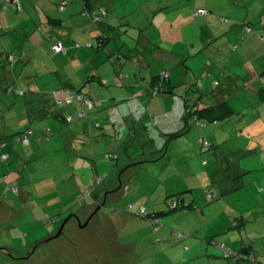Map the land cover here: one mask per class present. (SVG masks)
<instances>
[{
  "label": "rangeland",
  "instance_id": "1",
  "mask_svg": "<svg viewBox=\"0 0 264 264\" xmlns=\"http://www.w3.org/2000/svg\"><path fill=\"white\" fill-rule=\"evenodd\" d=\"M10 1L0 0V8ZM112 1L109 15L114 26L128 25L131 20L138 26L134 37L140 38V27L149 25L147 34L159 46L149 49L151 59L154 55L155 69L162 67L160 58L168 56L167 51H170L168 58L173 68L169 75L173 76L174 82L180 80L177 91L171 95L173 100L192 97L189 100L193 103V97L206 93L209 100L218 86L219 89L230 87L227 86L229 77L238 80L232 90L237 91L238 86L247 85V94L230 99L235 113L226 120L216 124L201 122L190 131H179L181 135L172 139L177 146L169 148L165 146L168 141L160 140L165 148L159 160L152 158L156 149L138 137L125 141V144L119 141V148H111V144L118 141H113L115 133L110 131L114 132V126L109 125L108 117L107 142L88 145L81 153L79 146H70L61 132L65 125L55 118L48 119L49 123L56 122L61 126L54 130L45 121L28 122L27 117L32 116L30 112L27 114L28 106H32L34 111L44 107L48 111L52 107L58 108L53 94L59 83L65 80L73 83L75 80L79 85L89 74L96 73L102 76L104 85L100 87L97 82L92 84L90 81L95 96L132 97L134 88L122 86L134 87L127 77L134 65L126 66V63L132 64L129 59L132 52L124 47L123 56L115 54L108 60L104 55L95 57L93 49L84 46L94 44L97 47V41L81 38L74 44L73 56L69 57L75 76H70L68 68H62L59 70L60 80L55 79L49 87L43 86L42 79L50 80L54 69L50 65L52 63L42 56L43 50L52 47L54 39L43 24L56 0L35 4L34 14L25 25L21 22L24 15H30L27 11L29 4L22 3V12L7 10L2 13L1 21L6 24L7 31L1 38L6 53H14L16 60L13 66L9 64V70L14 73L16 69V82L26 95L0 96V128L7 130L10 136L4 149L10 158L1 161L0 155V248L11 251V255L0 251V264L231 262V259L224 258V252L215 245L216 242L234 252L248 246L252 255L247 254V263L264 264V87L256 85V93L250 88L256 81L258 70L255 68L264 65V30L255 31L257 38L249 35L241 38L238 48L232 46L226 52L220 49L223 48L225 34L229 35L232 28L230 35L236 31L234 25L237 21L242 22L241 19L245 18L255 24L264 22V0H213L217 7L214 12L198 16L180 15L181 21L174 22L169 40L162 26V18L165 17H156L155 14L164 8V2L172 4L175 0H123L128 1L125 4L122 0H115L113 4ZM168 13L166 17L170 18L165 20L168 23L176 21L174 17L181 14L178 11ZM132 38L128 36V40ZM244 40H247V56L241 57L245 53L242 48ZM117 60H123V68L115 66ZM214 65L221 68L211 73ZM253 73L254 77L251 76ZM249 77L253 80L243 83ZM164 79L169 77L166 75ZM38 87L42 88L36 91ZM150 98L148 95L142 98V106L135 98L119 102L114 107L113 111L119 112L114 121L121 124V130H127L126 135L138 124L149 130L141 129L140 134L154 137L160 135V127L172 130L177 122L185 124L180 117L188 113L187 107L183 106L181 111L173 107L175 102L172 100L166 104V110H160L164 113L159 115L157 126L154 125L147 108ZM136 109H141L140 112H145L147 117L142 120ZM157 112L154 107L152 113ZM185 117L192 119L191 116ZM39 125L46 130L43 133L49 140L44 135H41L42 142L34 139L32 146L36 151L24 167L25 154L22 152L30 147L16 143L11 136L25 133L29 126L36 132ZM95 132L97 135L106 133L102 129ZM117 137L123 138L124 134ZM203 141L210 142L212 147L204 146ZM167 147L169 151L165 155ZM93 150L95 156L90 152ZM110 155L112 157H108ZM94 166H97V171ZM104 176L101 183H96L98 177ZM90 189H93L91 194L88 193ZM222 191L228 194L222 195ZM98 192L101 200L95 204ZM209 195L216 198L210 202ZM155 214L159 221L154 218ZM71 215H76L82 224L94 217L88 226L80 228L74 224ZM47 217H55L57 221L46 227ZM67 220L69 226L59 238L40 247L29 260L20 259L37 244L55 236L57 229Z\"/></svg>",
  "mask_w": 264,
  "mask_h": 264
},
{
  "label": "crops",
  "instance_id": "2",
  "mask_svg": "<svg viewBox=\"0 0 264 264\" xmlns=\"http://www.w3.org/2000/svg\"><path fill=\"white\" fill-rule=\"evenodd\" d=\"M13 1V0H12ZM10 1V2H12ZM21 3H26L29 4L28 7L29 9L27 10L28 13L30 14L29 17L27 15H24L22 18V25H25V23L27 24V22L30 20L31 16H33V10H34V5L39 4V5H43V1L44 0H20ZM66 1L68 3V0H56V4L55 7L51 8V12L50 15H48L46 17L47 21L43 24L45 27L48 28V31H50V34L54 35V39H52V47L51 48H47L46 50L42 51V56L43 58H47L49 63L51 62L52 64H50L54 69L52 72V76L50 78V80H46V79H42V83L43 86H48L53 83L55 81V79H61L59 77V70H61L62 68H68L69 71H71L70 76H75L74 73H72L74 70L72 68V66H70V56H73V48H75L74 44L77 42V40L81 39V38H89L90 40L94 41L96 40L98 45L97 47H94V44L92 45L91 49H93V56L95 57H102V55L105 56V59H111V57L115 54H119L124 52L123 48L126 47L128 49V51H131L132 54L129 56V59L131 60L132 64H127L131 66L134 65V67L129 70L128 72V78L129 81L132 82V84H134V87H129L127 85H122L125 86L129 89H132V97L127 98V99H121L119 97H117L116 95H110L108 97L106 96H95L93 94V82H97V84L102 87L104 85V81L102 80V76L99 75L98 73L96 74H89L86 79H82L81 83L78 85L75 84V80L70 81V80H65L62 81L61 83H59L56 86V90L59 87H69L72 88L73 90L76 91H81L82 93H84L87 97L91 98L92 100H94L96 102V106L94 108V110L89 111L87 113H89L87 115L86 118L84 119H80L78 118V114L80 112L83 111L84 109V104L82 102H74L73 104L70 105H66V106H61V107H52L49 111L46 109V107H44L43 109H38L37 111H34V109L32 108V106H28V112L25 109V112H27V114L30 112L32 113V116L29 115L28 122H42L45 121V123L48 124V126L51 127L52 130L54 129H59L61 126H58V124L56 125V122L54 123H49L48 119L49 118H55L56 120L60 121L61 123H63L65 126L63 127V129L61 130V132H63L65 134V138L67 139L68 143H70V146L73 147H80V152L83 153V148H87L88 145H92L94 143L99 144L100 142L104 141L107 142L108 139V131H107V126L109 125H113L114 126V132L111 129L110 133L113 134L115 133V135H113V141H118L117 142H113L111 144V148H119L121 146V144H119V141L122 142V144H125L126 142H130L133 141V139L135 137L141 138L143 140H146V142H149V147L151 148H155L156 151L153 152L152 154V158H155L153 160H159L162 158V155L164 154L163 152H161L162 150H164L163 148L165 147L164 145L160 144V140H167V136H171L172 134H176L179 131L180 132H184L185 130L190 131L192 130V128L194 127V125L196 124V118L194 116H191V118L195 119L194 121L191 119H188L187 123H183V122H177V126L175 127V129L172 128V130H167V128L165 129L164 127H160L159 130L160 135L158 137H154L150 134H148L147 136H144L142 133L140 134V130L143 129L146 132H149V130L146 128V126H143V128L138 124L134 127V129L132 130V128H130V130L128 131L127 135L125 132L121 130L119 127L121 126V124L115 123L114 121V116H117L119 112L117 111H113L115 110V106L117 105V103L119 102H123V101H127L130 99H137V101L140 102V105L143 103H141V99L150 96L149 92L151 89V85L154 84V79L157 75L160 74L161 71L167 69L168 71L171 70L173 68H171V60L168 58V56L170 57V51L168 52V56L167 55H163L160 62H162V67L155 69V59H154V55H152V59L150 58L151 55L149 54L150 52V47L153 46L154 49L156 47H159L157 45H155L154 40H152L149 35L147 34V29L149 27V25L146 26H141L140 27V34L139 36H141L140 38L138 37H134L136 36V34L134 33L138 26L135 23H131V20H129L128 25H122V26H118L117 24H115L116 26L113 25V22L110 21V15H109V4L111 3V0H69V3L67 4L66 8L63 10L59 9V5L61 2ZM123 1V0H122ZM131 1V0H130ZM188 0H175V3L171 2H164L162 4V7H164L163 9H161L159 12H156L155 16L156 17H165L162 18L163 20V28L165 30L164 35H166L167 40L170 39L171 37V28L175 26L174 22L177 21H181L180 15L181 16H191V15H195V12L197 10H202V9H206L208 10V12H214V10L217 9L216 5L213 3V0H195L194 3H187ZM261 1V0H260ZM258 1V2H260ZM9 2V4H10ZM116 2L115 0L112 1V4ZM257 2V1H256ZM123 4L128 3V1H123ZM23 5V4H22ZM24 8V7H23ZM133 8V6L131 7ZM7 10H14L13 8H8L5 10H1L0 12V84L2 86H9V85H14L15 88L19 89V90H24L23 87H21V85L17 84V79L15 77V71L16 69H14V73L12 71L9 70V64L13 66V64L16 63L15 60V54L14 53H6V48L4 47V42L2 40V35L7 31L6 30V24L2 23L1 21V15L2 13H6ZM86 11V16H84L83 13H85ZM170 11H178L181 14L178 15V17H174V19H177L176 21L171 20V23H168V21H165L166 19L170 18V17H166L167 14H169L168 12ZM17 12V11H16ZM22 12V11H20ZM105 14V15H104ZM97 17H101L103 19V22H96L94 20V18ZM205 17V16H204ZM208 17V16H207ZM206 17V18H207ZM197 20H199V18H197ZM242 22H236L237 24L234 25L236 26V31L234 32L233 35V28H232V32L228 35L225 34L226 37L224 38L223 44L221 46H223L222 49L223 52H226L229 50L230 47L235 46L238 48V41H242L241 38H245V36L249 35V37L251 38H257L256 37V33L255 31H259L261 32V29L264 30V22H262V24H255L252 21H247L245 18L241 19ZM165 21V22H164ZM221 22V21H220ZM244 23H247V25H251V27L253 28V31L251 33H245L244 31ZM137 26V27H136ZM233 26V27H234ZM125 27V30L122 29ZM37 32V31H36ZM35 32V33H36ZM257 34H259L257 32ZM49 35V34H48ZM100 35H105L107 38H105V41L103 43V45L101 46L100 43L98 42V38ZM128 36L133 37L132 40L129 39L128 40ZM262 37V34H261ZM135 39V40H134ZM131 41H137L136 43H132ZM259 41V40H258ZM246 42L244 40V43L242 44V48L244 50V54L241 55V57L247 56V46H246ZM56 44H62L63 47L66 49L65 52H61L59 54L54 53L53 51V46H55ZM136 44L138 47H136ZM163 46V45H161ZM79 49L81 46H76ZM86 47V46H84ZM94 47V48H93ZM87 48V47H86ZM85 48V49H86ZM90 49V48H88ZM166 51V50H165ZM105 53V54H104ZM75 54V53H74ZM129 54V53H128ZM79 55V54H78ZM12 57L13 61L9 62L7 61L9 57ZM172 57V55H171ZM89 60V59H88ZM7 61V62H6ZM105 61V60H104ZM110 61V60H109ZM123 60H117L115 63L116 67H120L123 68L124 64L122 63ZM125 63V62H124ZM226 68V63L224 64ZM44 66V65H43ZM13 68V67H12ZM43 68H46L45 66ZM76 68V66H74V69ZM221 68L219 65H214L211 70V73H215L217 69ZM145 69H148L146 72L144 71ZM255 76V80L251 83V89L254 90L253 93H256L258 90L256 88V85H259L260 88L264 87V65L260 66ZM254 70V71H255ZM262 72V75L259 76V74ZM209 73V74H211ZM117 74V73H116ZM69 76V77H70ZM254 77V73L251 75ZM247 80H253L252 77L247 78L245 81L243 80V83L246 82ZM90 81L92 82V84L90 83ZM235 81L237 82L238 80H236V78L234 77H229L228 79V85L230 86L227 89H219L218 88L215 91H212L213 95L211 97H209V100H207L208 98V94L206 93V95L204 94H200V96H195L193 97L194 102L190 103V100L192 97H186V98H174L173 100V96H171L172 94H174L177 91V87L180 85V80L177 82L173 81V76H169V81H167V83H164V88L166 91H172V93L170 94H166V95H161L159 97H151L150 98V102L147 106L148 110H149V114L151 115V118L153 119L154 125H156L157 119L159 118V115L164 113L161 112L160 110L164 111L166 104H168L169 102H175L173 104V107L178 108L179 110L182 111L183 106L187 107V106H191V107H195V110L197 109H204L207 107L213 108L214 112H213V116L216 117H223V118H228V115L234 114L235 113V109L230 101V99L232 97H236V96H242L244 94H247V85H243V86H238L237 91L232 90ZM131 84V85H132ZM78 86V87H77ZM133 86V85H132ZM42 87H38L36 88V91H39V89H41ZM52 89V88H50ZM55 89L53 90V92L55 91ZM41 95V92H39ZM53 94V93H52ZM4 94H0V96H2ZM26 95V93L24 94V96ZM21 96V97H24ZM53 96L55 97V100L57 98L58 95H55V92L53 94ZM20 97V96H19ZM161 97V98H160ZM109 98L111 101H109ZM115 101V102H112ZM137 101L135 103H137ZM26 105V104H25ZM145 105V104H143ZM142 106V105H141ZM154 107L157 108V110L159 112L157 113H152L154 110ZM110 108V109H109ZM133 110V109H132ZM139 112L141 111V109H136ZM108 113H107V112ZM38 112V113H36ZM86 113V114H87ZM130 116V114H128ZM140 116V118H143L142 120H144L145 117H147L145 115V112H140V114L138 115ZM185 116L183 115L180 117V120L185 121ZM245 118L247 117V114L244 115ZM68 117H73L75 118V120H73L72 122L68 123L66 122V118ZM107 117L110 119V124L107 125L106 124V120ZM131 117V116H130ZM100 122V123H99ZM188 124V126L186 125ZM125 125V124H124ZM157 126V125H156ZM111 128V126H110ZM186 128V129H185ZM188 128V129H187ZM50 129V130H51ZM96 129H102L105 130L106 133L104 134H99L97 135L95 130ZM158 129V127H157ZM185 129V130H184ZM28 130H32L33 131V135L30 139V143L29 144H25L23 142H18V143H23V145H28L31 149H27L24 153L25 155L23 156L25 159L24 167L28 165L30 159H31V154L35 153L36 148L33 147L32 142H34L35 140H38L39 142H42V138L41 135H44L46 138L47 135L46 133H43L44 131H46L42 125H39L37 128V133L29 126L25 129V131ZM24 131V132H25ZM164 131V132H163ZM39 132H41L39 134ZM53 132V131H52ZM124 134L123 138L118 139V134ZM8 131L2 128H0V155H1V161H6L7 159L10 158L9 154H5L4 153V149H5V145L8 143V140L10 139V136L8 135ZM16 134V133H15ZM15 134H13V136H15ZM13 136H11V138L14 140ZM22 136V135H20ZM49 140V138L47 139ZM15 141V140H14ZM124 141V142H123ZM182 141V140H181ZM16 142V141H15ZM17 143V142H16ZM180 145V143H178ZM166 146L173 147V146H177V143L175 142V140H172L170 143H168ZM27 147V146H26ZM167 147V148H168ZM169 148L166 150L165 155L168 153ZM29 152H31L29 154ZM94 156H95V152L90 151ZM20 153V154H22ZM77 157L81 158L80 156L77 155V153H75ZM92 155V156H93ZM95 167V171H97V166ZM2 168V162H0V169ZM103 190V189H102ZM107 190V189H106ZM222 195L228 194V192L226 191H222L221 192ZM99 195H95L96 197H98L95 201V204L99 201V197H100V192H98ZM101 200V199H100ZM49 227V226H46ZM247 247V246H246ZM246 247L241 248L240 251H242L243 249H245ZM247 254L252 255L251 251L248 249L247 247ZM246 254V253H243ZM201 258V257H200ZM200 258H198L197 260H199ZM253 258V257H252ZM205 259V257H204ZM210 259V257H209ZM226 259V258H225ZM255 259V258H254ZM253 259V260H254ZM230 260V259H227ZM232 261H227L225 263H221V264H248L247 263V255H244V259H240L238 261L231 259ZM256 260V259H255ZM254 260V261H255Z\"/></svg>",
  "mask_w": 264,
  "mask_h": 264
},
{
  "label": "trees",
  "instance_id": "3",
  "mask_svg": "<svg viewBox=\"0 0 264 264\" xmlns=\"http://www.w3.org/2000/svg\"><path fill=\"white\" fill-rule=\"evenodd\" d=\"M15 1L16 0H13L12 2H10V4H6V5H3V7H1L0 8V12H1V9H3V10H5L4 9V7H6V9H8V8H13L15 11H17V12H20V11H22V9H23V5H22V3H21V1H20V3H21V5H22V7H21V10H18V9H16V8H14L13 6H14V4H15ZM63 2H65L66 3V6H67V2L66 1H63ZM63 2H61L60 3V5L63 3ZM60 5H59V7H60ZM66 8V7H65ZM64 8V9H65ZM202 10H206V9H202ZM198 11V10H197ZM197 11L195 12V15H196V13H197ZM208 11V10H207ZM84 14V16H86L87 14H86V11H85V13H83ZM105 15V14H104ZM94 20L96 21V22H103V19L101 18V17H97V18H94ZM244 31H245V33L247 34V33H251L252 31H253V28L251 27V25H247V23H244ZM105 38H107L105 35H100L99 36V38H98V42L100 43V45L102 46L103 45V43H104V41H105ZM243 38V37H242ZM88 45V44H87ZM87 45H86V47H87ZM54 47V46H53ZM92 47V44H91V46L90 47H87V48H91ZM53 49V48H52ZM65 52V51H64ZM121 56H123L122 55V53H119ZM7 61H9V62H12L13 61V59H12V61H10L9 60V58H8V60ZM1 68V67H0ZM164 71H166V70H163L162 72H164ZM162 72H160V74H162ZM168 72V75H169V71H167ZM157 75L156 77H155V81H154V84L153 85H151V89H150V92H149V94H150V96L151 97H159V96H161V95H164V94H170V93H172V91H166L165 90V88H164V83H167V81H169V79H167V80H165V79H163V77H162V75ZM170 76V75H169ZM215 86H218V82H215ZM11 89V91H9ZM67 89H70V90H72V91H74V92H76V93H79V94H81V95H83L86 99H88V100H90L91 102H92V104H93V106L91 107V108H89V107H85V105H84V109H83V113H84V117H82V118H80V119H84V118H86L87 117V115L89 114V113H87V112H89V111H92V110H94V108H95V106H96V102L94 101V100H92L91 98H89V97H87L84 93H82L81 91H76V90H73L72 88H69V87H59V88H57V90L55 91V95H58L57 96V98H56V100H55V104L57 105V100L58 99H63L64 97H63V95H61V94H58L59 93V91L60 90H67ZM17 91H20L19 89H17V88H15L14 87V85H9V86H2L1 84H0V94H6V95H14V96H16V97H21V96H24V95H19V94H16V92ZM22 91H24V94H25V90H22ZM77 102V101H76ZM83 103V102H82ZM84 104V103H83ZM58 106V105H57ZM64 106H66V105H64ZM59 107H61V106H59ZM187 109H188V113L186 114V116H194L195 118H196V124L198 125V123H201V122H203V123H206V122H208V123H211V124H216V123H219L220 121H223V120H226L227 118H221V117H214L213 116V112H214V109L213 108H210V107H207V108H204V109H197V110H195V107H191V106H187ZM87 113V114H86ZM233 114H232V112H231V114H229L228 115V118L229 117H231ZM73 118V117H72ZM66 120V119H65ZM73 120H75V118H73ZM72 120V121H73ZM71 121V122H72ZM67 122V121H66ZM188 122V119L185 117V123H187ZM68 123H70V122H68ZM187 126H188V124H186ZM205 125V124H204ZM186 129V128H185ZM188 129V128H187ZM28 131H31L32 132V135H33V131L32 130H28ZM28 131H25V133H23V134H26ZM51 131V130H50ZM187 130H185L184 132H186ZM23 134H16L15 136H13V138L15 139L16 137H18V136H20V135H23ZM178 134H180V133H176V134H172L171 135V137L170 138H168L167 140H166V145L170 142V140L172 141V139L173 138H176L177 136H178ZM181 135V134H180ZM31 137L32 136H30V139H31ZM165 145V146H166ZM203 145L204 146H207L208 148H211L212 147V145H211V143L210 142H206L205 143V141H203ZM165 148V147H164ZM163 148V149H164ZM111 156V155H110ZM109 157V156H108ZM112 157V156H111ZM93 189H91V191H92ZM94 193V192H93ZM92 193V194H93ZM90 194H91V192H90ZM214 198H216V197H214ZM214 198L212 199V198H208V200L210 201V202H212L213 200H214ZM176 207H178L177 205H176ZM50 218H55V217H50ZM154 218H158V215L157 214H155V216H154ZM56 220H57V218H55ZM92 220V219H91ZM90 220V221H91ZM47 224V220L45 219V225ZM248 247V246H247ZM247 247L245 248V249H243L242 251H239V252H235L236 254H238L239 256H241L240 258H238V256L236 257V259L235 258H228V259H234V260H236V261H238V260H240V259H244V255H247ZM243 253H246V254H243ZM225 258V257H224ZM227 259V258H226ZM250 259H254V258H250Z\"/></svg>",
  "mask_w": 264,
  "mask_h": 264
},
{
  "label": "built area",
  "instance_id": "4",
  "mask_svg": "<svg viewBox=\"0 0 264 264\" xmlns=\"http://www.w3.org/2000/svg\"><path fill=\"white\" fill-rule=\"evenodd\" d=\"M13 7L16 8V9H18V10H21L22 5H21V3H20L19 0H16ZM65 7H66V3L63 2L60 5L59 9L60 10H63ZM4 9H6V7H4ZM207 14H208V11L207 10H198L197 13H196V16H198V15H207ZM90 46H91V44H88L87 45V47H90ZM53 51H54V53L59 54L61 52L66 51V49L63 47L62 44H56L53 47ZM9 60L12 61V57L11 56L9 57ZM165 74L169 77L168 72L167 71H164L161 74L162 77H163V79H164V76H166ZM9 91H11V89ZM16 94L24 95V91H22V90L17 91ZM58 94H61L64 97L63 99H58L57 100V105L58 106L70 105V104H73L76 101L77 102L78 101L79 102H83L84 105H85V107L91 108L93 106V104H92V102L90 100L86 99L83 95H81L79 93H76V92H74V91H72L70 89L60 90ZM82 117H84L83 111L78 114V118H82ZM72 120H73L72 117L66 118V121L67 122H71ZM30 136H32V132L31 131H28L26 134H23L22 136H18L14 140L17 143L18 142H23L25 144H29L30 143ZM109 157H111V156H109ZM105 177L106 176H104L102 178H99L98 177L97 180H96V183H98V184L101 183L104 180ZM90 192H91V189L88 191V193L90 194ZM208 198L210 199V198H212V196L209 195ZM155 219L159 221V219H157V218H155ZM46 220H47L46 226H50L51 224H53V223H55L57 221L55 218H50V217H47ZM215 245L217 247H219L220 249L223 250L224 257L227 258V259L228 258H235L236 259L237 256H238V258L241 257L238 254H236L234 251H232L229 248H227L225 245L218 244L217 242L215 243Z\"/></svg>",
  "mask_w": 264,
  "mask_h": 264
},
{
  "label": "water",
  "instance_id": "5",
  "mask_svg": "<svg viewBox=\"0 0 264 264\" xmlns=\"http://www.w3.org/2000/svg\"><path fill=\"white\" fill-rule=\"evenodd\" d=\"M99 209H100V208H99ZM99 209H98V210H99ZM93 217H94V215L91 216V217H90V218H89V219H88V220H87L82 226H80V227H81V228H85L86 226H88L90 220H91ZM64 225H65V223H63V225L60 227L58 233H57L55 236L50 237V238L47 239L46 241L37 244V246H35V247L31 250L30 254H34L35 251H36L38 248H40V247H42V246L48 244V243H49L50 241H52L53 239H57V238H59V237L61 236L62 232H63ZM0 251L4 252V253L7 254V255H11V251H10L9 249H6V248H0ZM27 258H28V257H25L24 259H27Z\"/></svg>",
  "mask_w": 264,
  "mask_h": 264
},
{
  "label": "flooded vegetation",
  "instance_id": "6",
  "mask_svg": "<svg viewBox=\"0 0 264 264\" xmlns=\"http://www.w3.org/2000/svg\"><path fill=\"white\" fill-rule=\"evenodd\" d=\"M71 218H74V224L75 225H77V226H82L83 224H82V222L79 220V218L76 216V215H71ZM70 220V219H69ZM69 220H67V221H65V222H63V223H65V225H64V228H63V232H65L66 231V229H67V227L69 226ZM63 223L60 225V227L63 225ZM60 227L57 229L58 231H59V229H60ZM81 228V227H80ZM62 232V233H63ZM58 233V232H57ZM56 235V234H55ZM62 235V234H61ZM70 243H73V241H72V239H69L68 240ZM73 245H74V243H73ZM37 246V245H36ZM35 247V246H34ZM58 247V246H57ZM57 247H55V248H57ZM42 248V247H41ZM55 248H54V250H55ZM38 249H40V248H38ZM37 249V250H38ZM32 250V249H31ZM31 250H30V252H31ZM36 250V251H37ZM36 251H35V253H36ZM59 251H60V249H59ZM30 252L26 255V256H23L22 258H20L21 260H29L32 256H33V254H30ZM43 254H44V252L39 256V259L43 256ZM25 257H28L27 259H24ZM15 259V258H14ZM39 261V260H38Z\"/></svg>",
  "mask_w": 264,
  "mask_h": 264
}]
</instances>
